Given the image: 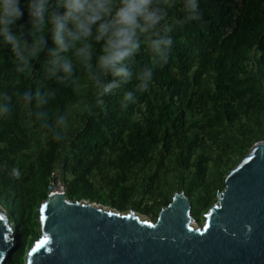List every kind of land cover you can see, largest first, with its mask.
Here are the masks:
<instances>
[{
    "label": "trees",
    "instance_id": "obj_1",
    "mask_svg": "<svg viewBox=\"0 0 264 264\" xmlns=\"http://www.w3.org/2000/svg\"><path fill=\"white\" fill-rule=\"evenodd\" d=\"M158 2L165 7L163 0ZM187 11V0H180L175 20L167 23L165 16L158 29L172 37L163 56L145 38L125 62L132 73L126 83L111 72L101 74L106 82L116 81L103 96L97 95L95 84L100 44L93 42L87 63L75 49L59 53L73 63V72L66 75L51 71L55 56L50 50L56 45L50 34L45 33L46 45L27 66L0 39V204L18 228L19 244L8 264H25L28 249L40 237L35 207L48 200L58 161L69 200H87L121 212L137 191L129 186L130 175L138 166L146 170L158 163L157 149L163 159L148 181L149 191L159 180L164 160L178 153L186 169H195L201 178L211 162L229 172L239 164L235 146L223 139L238 127L247 134L241 126L244 120L254 112L264 113V0H199L197 20L187 19ZM12 31L28 45L39 41L40 33L27 15ZM148 70L150 80L144 76ZM82 77L89 78L96 91L89 95L76 134L69 138L61 127L70 106L78 104ZM25 109L31 130L22 123ZM38 133L51 137L33 161L31 134ZM213 144L222 148L220 153L209 154ZM247 152L248 146H243L241 158ZM154 209L135 207L146 215Z\"/></svg>",
    "mask_w": 264,
    "mask_h": 264
},
{
    "label": "water",
    "instance_id": "obj_2",
    "mask_svg": "<svg viewBox=\"0 0 264 264\" xmlns=\"http://www.w3.org/2000/svg\"><path fill=\"white\" fill-rule=\"evenodd\" d=\"M53 185L25 264H264V141L229 172L218 204L197 227L185 192L154 221L69 200L60 170ZM17 230L0 204V264L19 248Z\"/></svg>",
    "mask_w": 264,
    "mask_h": 264
},
{
    "label": "clouds",
    "instance_id": "obj_3",
    "mask_svg": "<svg viewBox=\"0 0 264 264\" xmlns=\"http://www.w3.org/2000/svg\"><path fill=\"white\" fill-rule=\"evenodd\" d=\"M187 9V19L200 18L199 0H187ZM25 15L40 33L39 41L33 45L22 42L12 31ZM165 16L166 8L158 0H55L54 5L51 0H0V39L27 66L46 45L45 33L50 34L56 45L50 50L55 56L51 71L66 75L73 72V63L59 53L75 49V55L87 63L92 59L93 42L100 44L95 84L97 95L103 96L116 86V81L106 82L101 74L111 72L126 83L132 73L125 62L140 50L145 38L154 52L162 56L172 45V37L158 31ZM144 76L150 80L151 70ZM126 96L131 98L132 93Z\"/></svg>",
    "mask_w": 264,
    "mask_h": 264
},
{
    "label": "rangeland",
    "instance_id": "obj_4",
    "mask_svg": "<svg viewBox=\"0 0 264 264\" xmlns=\"http://www.w3.org/2000/svg\"><path fill=\"white\" fill-rule=\"evenodd\" d=\"M163 2L166 8V20L167 23H169V21L175 20V14L177 12V6L180 4V0H163ZM77 89L79 94L78 104L70 106L68 116L63 121L61 127L65 136L69 138L76 134L77 129L81 125L80 115L87 109L89 95L96 91L95 88H90V79L86 77L80 79ZM261 90L264 92V78L261 79ZM1 117L2 107L0 106V118ZM136 118L139 119L140 115H137ZM22 123L25 127L31 130L29 112L26 109L23 112ZM241 126L248 130L247 134H244L241 128L238 127L236 129H230L223 139L224 143L235 146L238 155L234 158L238 163L245 157L241 158L240 156L243 146H248V154L257 142L264 141V113H252L249 118L244 120ZM50 137V135L42 133L31 134V149L29 152L32 153L33 161L37 158L38 152L45 146ZM221 150L222 148L213 144L212 150L209 147L208 152L209 154H217L220 153ZM201 152L202 150H199V153ZM155 156L158 159V163L150 166L146 170H143L142 166H138L136 167L135 172L130 175L129 186H135L137 191L129 202L127 210L123 213L135 211V207L137 208L139 205L141 207L146 205L151 207L154 205L155 209L152 215H143L139 212H135L143 219L156 221L162 210L168 206L167 202L173 201L174 194H182L185 192L191 200L194 225H196V227L198 225H204L206 222V216H204V214H209L211 208L218 204L217 191L222 192L224 190L225 180L228 176L229 169L217 165L216 162H211L209 164L207 175L201 178L195 169H186L181 155L178 153L175 157H167L164 160V167L160 171L159 180L153 185L152 190L149 191L147 189L148 181L158 170L160 166L159 162L163 159L160 149L155 150ZM59 170L61 171L60 161H58L56 171ZM97 183L99 184V182ZM50 186L56 188V185H53V182ZM0 198L2 197L0 196ZM46 201L47 200H43L42 202L44 203ZM102 206L105 209H110L112 207ZM39 209L40 205L35 207L36 212H38ZM37 220H39V216L37 217ZM36 232L41 236L40 227L36 228ZM30 249H28V252Z\"/></svg>",
    "mask_w": 264,
    "mask_h": 264
},
{
    "label": "flooded vegetation",
    "instance_id": "obj_5",
    "mask_svg": "<svg viewBox=\"0 0 264 264\" xmlns=\"http://www.w3.org/2000/svg\"><path fill=\"white\" fill-rule=\"evenodd\" d=\"M135 211H136V212H139L140 214L146 215V214L142 213L141 211H138V210H135Z\"/></svg>",
    "mask_w": 264,
    "mask_h": 264
},
{
    "label": "built area",
    "instance_id": "obj_6",
    "mask_svg": "<svg viewBox=\"0 0 264 264\" xmlns=\"http://www.w3.org/2000/svg\"><path fill=\"white\" fill-rule=\"evenodd\" d=\"M238 3H239V6L241 7V6H242V2H241V1H239Z\"/></svg>",
    "mask_w": 264,
    "mask_h": 264
},
{
    "label": "bare ground",
    "instance_id": "obj_7",
    "mask_svg": "<svg viewBox=\"0 0 264 264\" xmlns=\"http://www.w3.org/2000/svg\"><path fill=\"white\" fill-rule=\"evenodd\" d=\"M192 226L196 227V225H194V223L192 222Z\"/></svg>",
    "mask_w": 264,
    "mask_h": 264
}]
</instances>
